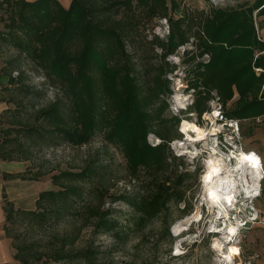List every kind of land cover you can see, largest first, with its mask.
Wrapping results in <instances>:
<instances>
[{"label":"trees","instance_id":"1","mask_svg":"<svg viewBox=\"0 0 264 264\" xmlns=\"http://www.w3.org/2000/svg\"><path fill=\"white\" fill-rule=\"evenodd\" d=\"M210 7L207 12H185L175 0H70L67 7L59 0H0V48L14 51L0 68V90L10 93L0 101L14 105L0 112V160L31 161L43 147L61 141L82 146L97 134L105 141L77 169L50 174L53 188L38 192L33 208L4 200V231L14 249V261L99 264L101 250L92 245L76 247L75 242L85 227L122 239L123 229L112 218L113 209L104 206L107 199L130 206L136 228L181 202L180 211L187 214L188 173L178 169L183 162L170 149V142L180 136L170 126H177L180 118L166 116L168 105L163 99L170 92L166 75L175 68L165 59L178 47L191 41L192 48L183 50L182 61L190 76L186 88L194 95L189 108L198 116L208 110L213 92L222 106L236 95L226 112L230 118L264 115V40L252 36L250 43L236 41V61L246 57L247 64L232 67L215 45L211 25L216 18ZM154 19L166 20L167 36L153 35L149 40L145 36L141 50L146 45L153 52L158 48L159 54L154 53L160 62L139 65L127 47L138 49L133 39ZM205 54L206 62L201 60ZM22 62L39 69L42 84L60 92L48 104L33 106L30 114L22 112L25 101L43 96L44 91L27 82ZM149 134L159 142L150 144ZM107 145L123 156L131 191L110 192L119 179L113 177L114 156ZM47 173L26 169L4 173V177L39 180ZM64 221L74 222L75 230L52 234L44 243L32 236ZM16 223L24 230H15Z\"/></svg>","mask_w":264,"mask_h":264},{"label":"rangeland","instance_id":"2","mask_svg":"<svg viewBox=\"0 0 264 264\" xmlns=\"http://www.w3.org/2000/svg\"><path fill=\"white\" fill-rule=\"evenodd\" d=\"M175 1L180 9L185 12H196L199 10L207 12L211 8L210 6L213 7L212 14H215L216 19L213 21L211 29L215 34V45L221 50V58L228 64L231 63L232 67L247 64L246 57H242L239 63L236 61V49L233 47L236 45V41H244L245 39L249 41L252 36H255L258 40H264V8L261 9L264 6V0ZM59 2L67 7L70 0H59ZM146 26L133 39V42L139 44L138 49H133L132 51L129 45L127 48L132 53L134 59L139 62V65L147 63L159 64L160 59L154 52L159 54L160 50L156 48L153 52L146 45L147 49L142 51L141 40L145 36L149 40L153 35H157L159 38H165L168 33V24L165 19H154ZM1 27L2 24L0 23ZM188 48H192L191 41L178 47L174 55H170L165 59L170 64H174L175 68L171 73L166 75L169 80L170 92L165 93L163 99L168 105L165 113L166 116L176 115L180 118L177 126H170L171 132L175 130L180 134L179 139H174L170 142V149L174 155L180 156L178 161L183 162L182 166L180 165L178 169L180 171H187L188 173L185 179V185L186 200L190 206L189 211L186 212L187 214L181 213L180 210L184 206L183 202L176 206L171 205L165 215L163 214L154 218L143 228H136L133 223L135 215L132 208L124 201H109L107 199L104 206L113 209L112 218L118 222V227L123 229L122 239L116 240L110 233H96L93 232L91 227H85L76 234L77 241L75 242L76 247L92 245L96 250H101L99 264H221L219 262L220 256L215 251L213 243L214 239L223 236V233L213 234L210 232V229L214 223L219 228H224V224L221 221L214 222L213 209L209 208L207 204H202L204 197L202 187V174L205 170L204 158L209 154L205 146H212L213 142L216 141L217 150L223 152L225 156L228 155L230 158L233 156V150L255 151V153L261 155L260 151L264 141V116H259L254 119L230 118V116L226 115V112L232 108L236 95L225 106H222L214 92L212 93V99L207 101L208 110L200 116L193 109H190L189 106L192 104L194 95L192 90L186 88L189 75L185 69L186 65L182 61L183 50ZM12 55H14V51L9 47L0 48V68L4 65L6 58ZM208 59V54H205L201 60L206 62ZM21 66L27 74V82L35 85L37 88H42L44 91L43 96L36 97L31 101H25V110L21 111L30 114L33 106L40 107L48 104L56 96L60 95V92L55 87L42 84L44 77L39 69L34 66H28L23 62ZM253 69L257 73L261 71V69L254 67ZM15 74L16 72H13V75ZM9 95L10 93L8 91L0 90V97L8 98ZM0 104V112L5 108L14 107L12 102L0 101ZM219 107L221 109L220 115L222 116L217 117L219 120L217 118L214 120L212 114L213 112H217ZM185 121H188L193 127H206L212 125L214 121L217 125L222 124L224 126L217 134L210 136L207 140L192 142L188 145L182 133V125ZM235 121L238 122L239 134L231 131L229 123H234ZM148 141L150 144H156L159 142V139L149 134ZM103 145H105V141L98 134L89 143L82 146H73L61 141L56 145L43 147L37 152L33 160L23 161L17 167L24 169V171L26 169L36 170L37 168L47 171V174L39 178L38 186L40 189L53 188L50 181V174L64 169H77L84 163L85 158L89 154L98 149H102ZM106 148L114 156V161H112V168L114 170L113 177L119 179L110 192L117 194L124 191H131L133 187L125 177L126 164L123 156L119 150L111 145H107ZM195 149L199 151V154L195 157L187 152L194 151ZM263 190L264 179L260 182L261 196H257L255 199L250 200L246 206H243L242 212L239 213L240 218L248 219L247 210L252 209V207L256 209L259 203L263 202ZM31 193L29 190L27 198L23 200L24 207H34L35 198H33ZM197 211L201 213V220L199 222L194 221L189 224L185 222L187 216H192ZM233 213L235 214V212ZM234 217L235 215H233V219ZM257 221L250 223L249 226L244 227L240 231L237 239H241L237 245L240 247L241 254L233 258V264L238 261H249V264H256L254 261L261 258L259 251L255 255L252 253L253 257L249 258V260H244L242 257L246 232ZM175 224H179V227L182 228L179 234H176L173 229ZM74 226V222L64 221L56 226L47 227L45 230L34 231L32 236L40 239L44 243L47 239H50L52 234L61 235L74 231ZM14 228L18 232L24 230V227L19 223H16ZM227 245L230 246L231 244ZM176 249H180L182 253L177 254ZM13 264L18 263L14 261Z\"/></svg>","mask_w":264,"mask_h":264},{"label":"bare ground","instance_id":"3","mask_svg":"<svg viewBox=\"0 0 264 264\" xmlns=\"http://www.w3.org/2000/svg\"><path fill=\"white\" fill-rule=\"evenodd\" d=\"M216 112L212 116L215 120ZM224 125L213 122L212 125L193 127L188 121L182 125V133L188 145L192 142L207 140L210 136L217 134ZM209 154L204 158L205 170L202 174V187L204 190L203 203L214 211V222L221 221L224 228H219L215 223L210 232L223 233V236L214 239L213 247L220 256L221 264H233V258L240 254L237 245V234L241 229L239 213L243 206L250 200L255 199L260 192V182L264 173L260 163V157L253 151L233 150L232 158L225 156L217 150L216 141L212 146H205ZM194 148V147H193ZM194 157L199 154L198 150L187 151ZM230 154V153H229ZM231 155V154H230ZM232 160H234L232 162ZM233 212L236 215L233 219ZM256 218V213H254ZM201 220V213L197 211L192 216H187L185 222L188 224ZM176 234L182 231L179 224L173 227ZM227 244H231L228 246ZM177 254L182 253L176 249ZM236 264V263H235ZM237 264H241L237 262Z\"/></svg>","mask_w":264,"mask_h":264},{"label":"crops","instance_id":"4","mask_svg":"<svg viewBox=\"0 0 264 264\" xmlns=\"http://www.w3.org/2000/svg\"><path fill=\"white\" fill-rule=\"evenodd\" d=\"M1 105V104H0ZM1 107V106H0ZM2 109V108H1ZM264 116V115H263ZM264 145V141H263ZM263 145L261 148V155H259L262 165L264 161ZM255 152V151H253ZM23 161H2L0 160V264H13L14 249L11 246L10 239L6 237L4 231L5 224V212H4V200H10L16 207H24L23 200L27 198L28 191L30 190L33 198H36L40 189L38 186L39 180L28 179H7L4 177V173H21L24 171L22 168H18L17 165ZM264 173V168H263ZM32 189V190H31ZM263 199L259 203L258 207L253 212L258 213V221L255 222L250 229L246 232V239L243 243L242 257L244 260H249L258 251L261 258L255 260L256 264H264V190L262 191ZM261 196L258 195V197ZM35 200V199H34ZM250 202V201H249ZM248 202V203H249ZM257 242V243H255ZM241 254V250H240Z\"/></svg>","mask_w":264,"mask_h":264},{"label":"built area","instance_id":"5","mask_svg":"<svg viewBox=\"0 0 264 264\" xmlns=\"http://www.w3.org/2000/svg\"><path fill=\"white\" fill-rule=\"evenodd\" d=\"M216 116H215V118H217V117H221L222 115H220L221 114V109H220V107H219V109H218V111L216 112ZM218 119V118H217ZM219 120V119H218ZM230 124V127H231V131L233 132V133H235V132H237L238 133V131H239V127H238V122L237 121H235L234 123H232V122H230L229 123ZM239 134V133H238ZM260 163H261V165H262V162H261V159H260ZM262 169H263V165H262ZM259 195V194H258ZM253 210H254V208L252 207V209H249V210H247V218L248 219H246V218H240V219H242L241 220V223H244V224H242L241 225V229H239V231H238V234H237V238H238V235H239V233H240V231L244 228V227H247V226H249V224L250 223H252V222H254V221H257L258 220V215H257V213H256V218L255 219H251V218H253V217H255V215H254V213L255 212H253ZM233 215H236V212H235V214L233 213L232 214V216ZM199 222V221H198ZM213 234H215V233H213ZM240 239L241 238H239V239H237L238 240V243H239V241H240ZM239 246V245H238ZM240 248V247H239ZM239 254H237V256H238ZM235 260V259H234ZM238 262H240L241 264H249V261H238ZM237 264V263H236Z\"/></svg>","mask_w":264,"mask_h":264}]
</instances>
